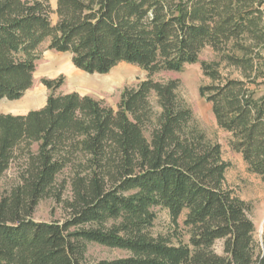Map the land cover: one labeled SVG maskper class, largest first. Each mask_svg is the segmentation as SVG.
I'll list each match as a JSON object with an SVG mask.
<instances>
[{"label":"trees","instance_id":"trees-1","mask_svg":"<svg viewBox=\"0 0 264 264\" xmlns=\"http://www.w3.org/2000/svg\"><path fill=\"white\" fill-rule=\"evenodd\" d=\"M55 5L53 24L48 0H0V101L32 88L43 46L70 54L89 75L126 63L149 78L125 88L116 110L58 93L62 78L41 79L42 108L0 115V178L12 164L18 171L0 196V264H264V229L255 238L251 205L224 188L220 145L178 98L177 80L151 79L199 64V96L247 172L264 182V0ZM205 48L214 61L199 60ZM46 198L64 204V222L33 219ZM159 207L174 226L185 214L187 243L152 235ZM88 244L128 256L88 262Z\"/></svg>","mask_w":264,"mask_h":264},{"label":"rangeland","instance_id":"rangeland-1","mask_svg":"<svg viewBox=\"0 0 264 264\" xmlns=\"http://www.w3.org/2000/svg\"><path fill=\"white\" fill-rule=\"evenodd\" d=\"M51 6L52 13L49 15V20L56 23L54 14L56 0H48ZM46 46L42 47L43 53L35 62V72L33 74V86L27 90L21 97L19 103L14 101H0V115L11 114L21 116L27 114V108H18L24 104H29L31 109H36L47 99V91L41 84V79H56L62 78L63 85L58 90V93L65 95L68 93H76L82 96H89L94 100L102 101L106 106L117 109L116 106L125 88H135L142 81L147 80L148 74L140 67L130 64H120L110 70L107 74L89 75L83 71H79L71 65L70 54L57 53L52 50H46ZM264 54V51H263ZM215 53L210 48H205L199 55V60L214 61ZM223 67V66H222ZM221 67L222 75H228L229 70ZM153 81L167 83L170 80H177L179 86L177 88L178 98L187 106L193 113V118L196 120L201 131L207 138L216 144L220 145L221 158L228 164V168L224 175V188L232 194L240 198L247 204L251 205L249 218L255 225V238L260 240L264 229V182L256 175H253L246 170V165L243 163L240 154L229 148L230 134L221 130L213 118L211 105L205 102L199 96L198 88L206 79L201 73L200 65H186L181 72H158L151 76ZM46 103V102H45ZM37 110V109H36ZM17 166L12 164L7 173L0 178V196L5 190L9 189V185L16 180ZM70 198V192L65 191L61 197L66 201ZM63 203H57L55 200L46 198L39 202L33 213V219L36 222H64L67 218V212L64 210ZM153 212L156 218L153 223L151 233L153 236H164L169 238L174 244L177 240H182L187 243L186 230L182 226L185 214L177 221V225H172L168 211L159 207L154 208ZM219 251V247H217ZM125 251L119 249H110L95 244H88L86 247L85 259L88 262H100L101 260H116L127 257Z\"/></svg>","mask_w":264,"mask_h":264},{"label":"crops","instance_id":"crops-1","mask_svg":"<svg viewBox=\"0 0 264 264\" xmlns=\"http://www.w3.org/2000/svg\"><path fill=\"white\" fill-rule=\"evenodd\" d=\"M21 101V100H20ZM20 101H14L15 103H19ZM27 102V100L24 101V104H22L21 106L18 105V108H20L19 110L21 109H25L27 108L26 112H30V111H36V109H40L42 108L44 105H45V102H43L39 107H37L36 109H31L30 105L29 104H25ZM26 114V113H25ZM24 115V114H23Z\"/></svg>","mask_w":264,"mask_h":264}]
</instances>
